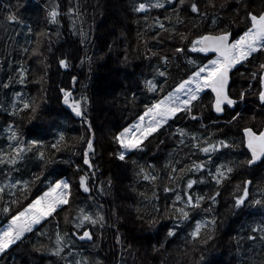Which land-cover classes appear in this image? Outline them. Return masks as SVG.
I'll return each mask as SVG.
<instances>
[{
    "label": "trees",
    "instance_id": "16d2710c",
    "mask_svg": "<svg viewBox=\"0 0 264 264\" xmlns=\"http://www.w3.org/2000/svg\"><path fill=\"white\" fill-rule=\"evenodd\" d=\"M160 2L165 4L164 8L149 7L138 12L135 9L140 3L151 5L156 0H0V154L6 161L15 147V142L8 139L10 124L16 126L25 143L38 139L44 145L43 149L33 147L25 151L14 166L0 163V187L4 188L0 194V229L10 219V214L3 212L5 207L14 214L47 191L49 182L67 180L72 193L69 205L37 225L0 257V264H77L78 261L80 264H264V240L259 239L262 233L252 231L264 227V207L251 203L264 202V162L254 167L242 163L249 157L243 143V129L264 128V106L254 94L258 83L249 78L252 71H257L258 64L264 62V56L242 64L233 72L230 89L233 95L249 86L252 88V94L239 105L238 120L228 122L236 110H227L222 118L216 117L211 94L205 92L194 102L192 114L198 117L196 120L180 113L144 141L143 151L129 152L123 161L118 159L121 149L114 136L136 123L146 106L173 92L191 75L195 68L189 60L202 65L211 59L205 53L190 51L191 41L201 34H216L222 29L230 30L232 37L246 30L244 11L241 9L239 16L236 15L240 8L237 0L227 3L215 0L216 8L208 7V0H195L207 15L192 13L186 4L179 12L182 22L177 21L167 0ZM244 3L257 12L264 9V0H244ZM175 7L180 8L178 4ZM52 10L59 13L57 24L49 21L48 13ZM10 14L18 22H9ZM156 18L174 32L159 29ZM180 33L187 39L182 41ZM176 47H182L184 52L176 53ZM25 48L27 53L23 51ZM34 49L42 55H33ZM162 56L169 58L167 65L160 59ZM60 59L68 61L67 69L59 65ZM21 68L26 72L23 84L19 82ZM158 69L165 71L166 77L157 75ZM145 80H153L157 91H147ZM4 84L9 86L5 88ZM61 88L71 91L76 98L81 95L88 98L86 117L95 133L96 151L90 154L93 169L83 164L85 143L79 139L88 138L87 126L63 104ZM17 92L23 93L25 100H37L40 106L35 118L30 119L27 112L9 115ZM179 129L187 133L183 143ZM61 133L65 143L56 152L51 145L59 140ZM193 135L196 140L192 139ZM221 140L233 147L220 148L210 157L199 151V146H207L204 141ZM39 150L44 151L45 160L54 157L55 162L46 164L38 157ZM209 159L211 162L207 163ZM193 162H205V171H178L177 179L169 180L172 173L168 165L179 170ZM220 164L229 165L234 171L219 187L217 203L211 205L206 200L201 209L192 211L189 220L177 228L175 217L164 214L166 209H171L175 195L182 193L189 178L205 181L193 186V195L215 192L217 186L207 175V168L214 171ZM141 168L157 179L144 180ZM92 171L95 177L89 184L96 187L91 193H84L79 188V177ZM38 175L40 178L36 180ZM17 181H28V190L23 191L22 184L13 187ZM244 181H251L247 185L248 199L245 207L235 209L234 200L242 195ZM101 183L103 194L97 190ZM165 187L175 191L166 192ZM209 207L210 212L203 210ZM78 208L93 213L100 211L105 217L104 226L74 228ZM212 218L216 220L214 233L206 228L201 236L211 234L214 238L206 244L192 240L189 233L195 224ZM151 219L156 223L149 225ZM84 230L92 232V242L78 238ZM169 230H175L176 235L167 236ZM57 231L62 235L67 233L65 250L59 257L49 251L55 248ZM249 236L257 239L251 240Z\"/></svg>",
    "mask_w": 264,
    "mask_h": 264
},
{
    "label": "snow or ice",
    "instance_id": "6c2138e0",
    "mask_svg": "<svg viewBox=\"0 0 264 264\" xmlns=\"http://www.w3.org/2000/svg\"><path fill=\"white\" fill-rule=\"evenodd\" d=\"M167 3L173 6V11L176 13L177 21L182 22L179 16L180 9L183 8L186 4L192 13H196L199 16H206L207 12H201L200 7L195 2V0H167ZM227 3V0H225ZM237 3L240 5V8L237 9L236 15L239 16V12L242 9L244 11L243 19L247 21L246 30L236 39H232V32L228 29H222L216 34H201L197 38L191 41L190 51L199 52V53H215V59H209L207 63L202 65H197L196 61L189 60L188 63L192 64L195 70L191 75L183 80L176 89L168 93L161 99L155 100L150 106H146L143 115H141L138 121L132 124L129 127H125L117 135L114 136V140L119 145L121 151L118 152V159L123 161L126 158V154L133 151H143L144 150V141L148 140L150 136L159 131L164 125L168 123L170 119H175L178 114L184 113L189 116L191 119L196 120L198 117L192 114V109L194 102L201 99V93L205 90L210 91L211 93V107L217 114H223L228 109H234L236 111L231 115L229 123H232L240 118L241 112L239 110V105H242L246 101V97L249 94H252L251 86L239 90L236 95H233L229 89L230 83V73L237 65L243 64L245 62H250L255 59L257 54L264 56V9H261L259 12L251 10L248 8L247 4L244 3V0H237ZM179 5L180 8L175 7ZM215 0H208V7L216 8ZM152 8H164L165 4L161 3L160 0H156V3L151 5H146L140 3L139 6L135 9L138 12H145ZM221 8L224 7L222 3ZM59 13L56 10H52L48 13L49 21L52 24H57V16ZM171 21V17H165ZM7 20L9 22H18L15 15H8ZM156 26L164 32H174V30L166 28L164 23L156 18ZM216 21L213 20V24ZM235 23V21H233ZM180 39L183 41L187 39L186 35L180 33ZM154 39L158 37H153ZM25 53L28 52V49L23 50ZM176 53L184 52L182 47H176L174 50ZM33 55H42L38 50L34 49L32 52ZM153 55L157 53L153 52ZM90 59V58H89ZM162 62L167 65L169 63V58L167 56L160 57ZM83 63V61H81ZM59 65L62 68L67 69L69 63L66 59H60ZM157 75L161 77H166L167 73L165 71L157 70ZM251 80L257 81L258 87L254 93L261 106H264V62L258 64L257 71H252L250 73ZM26 79V72L23 68L20 69V78L19 82L23 84ZM43 79V78H41ZM75 84V77L72 80ZM9 85L4 84L3 87L7 88ZM145 87L149 92L157 91V84L153 80H145ZM63 93V104L71 108L72 112L80 117L84 124L87 126V131L89 133L88 138L85 140L83 136L79 139L85 143V150L83 152V164L87 165L89 169H93L94 165L90 160V154H95L94 147V137L95 133L92 131L91 122L87 120L86 112L88 107V98L86 95H81L79 98L73 96L71 91L60 89ZM16 100L13 101L11 111L9 115L16 116L20 112H27L30 119L35 118V115L39 109V103L36 99L25 100L23 99V93L17 92ZM17 104H21L22 107H17ZM8 131L10 133L8 139L15 142V147L12 150V154L9 159L6 161L3 159V154H0V163H7L9 165H15L18 160L22 159V154L25 151H31L33 147H38L43 149L44 145L42 141L38 139H32L25 143V141L20 136L16 126L10 124L8 126ZM178 134L181 136V143H183V137L187 133L183 129L178 130ZM243 143L246 145L250 156L242 163L251 167L256 164L258 161L264 162V130L256 131L251 127H245L243 129ZM193 140H196V137L192 136ZM65 143V137L61 133L59 140L51 145V148L56 152L61 151L63 144ZM207 146H199V151L204 153L206 156L210 157V154L218 151L220 148H229L233 145L226 143L221 140L216 143H209L208 141L203 142ZM38 157L41 160H45V154L43 150L38 151ZM54 157H50L45 160V163H54ZM210 159L207 163H210ZM171 169V175L168 177L169 180H176L177 176L175 175L178 171L184 173L185 171H192L194 173L203 172L206 169V163L193 162L187 168L177 169L172 165H168ZM234 171V168L220 164L213 171L212 168H207V175L211 177L214 184L217 186V190L212 194H196L193 195L191 190L193 186L197 183H204L203 179H187L184 188L181 192H178L175 195L171 209H166L165 215L170 217H175L176 227L179 228L185 221H188L191 215V212L196 209H201L203 203L207 200L211 205L217 203V197L220 195L219 187L224 183V181L230 178L231 173ZM140 174L143 175L144 180L155 181L157 177L146 172L143 168L140 169ZM42 175V173H41ZM95 177V171L90 173L82 174L79 177V188L83 190L84 193H91L93 187L96 185H90L89 180ZM40 176H36L35 179L38 180ZM245 187L242 190V195L235 197L233 207L235 209H241L245 207V201L248 199V187L247 185L251 184V181L243 182ZM23 185L22 190L27 191L29 188L28 181H17L13 187L18 185ZM110 186L111 181H108ZM239 189V185H237ZM97 190L103 194L104 185L101 183ZM167 191H175V189L165 187ZM4 192V188L0 187V194ZM71 184L69 181L64 179H58L53 182H49L47 191H44L42 195L37 196L31 200L26 206L22 209L16 211L14 214H11V209L5 207L3 212L5 214H10V219L8 221L7 227L3 230H0V257H3L8 253L14 245H17L19 242L25 239L27 233H32L37 225H40L43 221L47 220L49 217H53L57 213L58 209H63L65 206L69 205L71 197ZM13 203H17L13 201ZM254 205H260L264 207V202L261 200L251 201ZM204 211L210 212L211 207L203 209ZM157 211H159L157 209ZM65 222H68L69 217L65 214ZM105 217L101 214L100 211L95 213L86 211L84 208L77 209V215L73 221V227L76 229H84L85 225H91L95 227L96 225L104 226ZM149 225L155 224V219L148 221ZM216 220L212 218L211 220H202L197 222L193 230L189 233V236L192 240L200 241L204 244L208 240L213 239L214 236L211 234H206L204 237L201 236L202 229H210L211 233L215 231ZM253 232L262 233L259 239L264 240V227H257L252 229ZM43 235L44 233H40ZM65 234H61L59 231L55 234V248L50 249V254L54 256H61L65 248ZM175 230L167 231V236H175ZM80 240H92L93 234L90 230H84L82 234L78 237ZM251 240H256V236H249ZM117 243H120L119 237H117ZM43 246H41V249ZM41 249H37L40 251ZM204 257L201 256V260ZM77 264H80L78 261ZM99 264V262H97Z\"/></svg>",
    "mask_w": 264,
    "mask_h": 264
},
{
    "label": "water",
    "instance_id": "95a60500",
    "mask_svg": "<svg viewBox=\"0 0 264 264\" xmlns=\"http://www.w3.org/2000/svg\"><path fill=\"white\" fill-rule=\"evenodd\" d=\"M207 54H209V55H211V56H216V54L215 53H207ZM232 76V73H230V77ZM231 84H232V78L230 79V83H229V89H230V87H231ZM212 111H213V113H214V115H216L218 118H221V117H223L224 116V114H225V112L223 113V114H217V113H215V111L212 109ZM247 148V147H246ZM261 161H258L256 164H254V165H257V164H259ZM253 166V165H252ZM94 239V238H93ZM93 239L92 240H84V241H86V242H92L93 241Z\"/></svg>",
    "mask_w": 264,
    "mask_h": 264
},
{
    "label": "rangeland",
    "instance_id": "374dc122",
    "mask_svg": "<svg viewBox=\"0 0 264 264\" xmlns=\"http://www.w3.org/2000/svg\"><path fill=\"white\" fill-rule=\"evenodd\" d=\"M13 4V3H12ZM244 32V31H243ZM243 32H241V34L243 33ZM213 59H215V58H213ZM67 106V105H66ZM59 210V209H58ZM7 226H5V227H3L2 229H0V230H3L4 228H6Z\"/></svg>",
    "mask_w": 264,
    "mask_h": 264
},
{
    "label": "bare ground",
    "instance_id": "6f19581e",
    "mask_svg": "<svg viewBox=\"0 0 264 264\" xmlns=\"http://www.w3.org/2000/svg\"><path fill=\"white\" fill-rule=\"evenodd\" d=\"M156 20V19H155Z\"/></svg>",
    "mask_w": 264,
    "mask_h": 264
}]
</instances>
